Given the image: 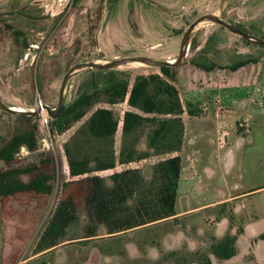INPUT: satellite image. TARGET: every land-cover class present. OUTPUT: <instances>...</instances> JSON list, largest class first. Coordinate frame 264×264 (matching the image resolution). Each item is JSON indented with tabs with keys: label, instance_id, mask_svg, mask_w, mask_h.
<instances>
[{
	"label": "rangeland",
	"instance_id": "rangeland-1",
	"mask_svg": "<svg viewBox=\"0 0 264 264\" xmlns=\"http://www.w3.org/2000/svg\"><path fill=\"white\" fill-rule=\"evenodd\" d=\"M28 1L0 0V12L21 7ZM34 3H40L38 9L44 13H32L30 19L27 14L0 20V96L26 110L34 105L38 95L49 106L56 107L66 71L79 61L96 60L99 51L105 52L103 60L136 55L174 59L184 31L205 13L227 19L228 13L236 11L235 17L244 19L241 26L247 32L264 37V0H34ZM228 20L236 24L237 19ZM16 28L24 32L29 49L16 40ZM191 41L194 47L189 45L185 61L192 56L207 61L200 52L206 43L216 47L215 59L226 64L257 58L264 52V46L248 43L213 22L198 24L190 44ZM167 54L170 55L166 57ZM116 69L127 72L130 81L139 73L160 72L159 67L135 63ZM88 75L86 69L71 78L66 103L78 94ZM98 106L112 108L120 121L112 138L118 157L124 138L121 120L124 111L131 108L126 101L112 105L99 101L90 107L81 120L56 134L53 150L44 152L39 146L34 151L20 150L14 165L43 164L44 170L52 175L53 190L50 194L20 192L0 197V264H196L209 252L213 237L222 238L229 228L237 233L243 230L238 240L240 251L231 257L232 261L241 260L239 255L250 247L258 262L264 264V239L259 238L264 232V122L250 135L238 134L241 140L236 142L234 137L225 146L213 135L212 152L204 153L191 171L185 189L181 183L180 195L189 198L184 206L181 202L176 206L177 211L185 210L183 213L153 225L147 223L144 228L114 233L99 224L97 235L89 237L87 228L94 222L85 206L86 185L82 176H70L64 148L69 145L74 152L80 150L83 154L97 150L99 142H87L88 136L78 131ZM8 113L0 109V144L18 124L15 116ZM151 128L147 124L127 140L136 136V148L150 150ZM170 154H152L98 173L110 182L111 173L139 167L149 182L153 164ZM47 158L51 161L43 162ZM5 167L0 162V169ZM22 177L28 179L27 175ZM147 189L136 188L129 204L135 206ZM68 195L76 204L75 221L67 228L63 242L39 251L42 234L59 201ZM225 197L229 198L218 201Z\"/></svg>",
	"mask_w": 264,
	"mask_h": 264
},
{
	"label": "trees",
	"instance_id": "trees-1",
	"mask_svg": "<svg viewBox=\"0 0 264 264\" xmlns=\"http://www.w3.org/2000/svg\"><path fill=\"white\" fill-rule=\"evenodd\" d=\"M190 45L191 48L194 47L192 41ZM215 48L214 45L206 43L200 49L207 61L198 60L196 56L190 57L187 61L204 70L215 67L234 70L241 64L257 60L256 57H249L229 64L222 63L214 57ZM159 70V73H139L130 81L127 72L116 68L87 69L88 78L78 94L66 103L65 109L57 118L52 119L53 130L57 134L64 132L74 121L81 120L87 110L99 101L109 105L126 101L131 107L124 111L121 120L124 138L118 157L115 156L112 138L118 131L120 121L112 108L107 106L96 107L78 131L88 136L87 142H99L95 152L90 154H83L80 150L74 152L69 145L64 148L70 176L72 178L82 176L81 180L86 185L85 206L94 222L92 227L87 228L89 237L97 235L96 227L99 224L105 225L109 233H114L144 228L142 226L147 223L153 224L176 213L175 203L181 171V156L178 152L181 150L184 136L182 114L186 112L190 116H198L204 111L199 101L182 99L177 86V66L162 65ZM14 116L18 124L0 144V162L7 166L0 169V197L13 196L20 192L50 194L53 190L52 175L44 170L43 164L14 165L23 146L31 151L39 146L37 121ZM147 124L152 126L148 135V147L151 151L137 149L136 136L127 140ZM163 153L171 155L153 164L149 182H146L139 167L111 173L110 182L98 173L113 169L118 164H127L145 159L152 154ZM50 161L51 159L47 158L43 162ZM23 175H27L28 179H24ZM138 187L148 189L143 191L138 203L131 206L129 199ZM76 210V204L70 195L59 201L42 234L43 241L40 243L39 251L65 240L67 228L76 219ZM259 238L264 239V232L259 234ZM236 241L237 233L231 232V228L222 238L213 237L209 252L202 255L203 261H197L196 264H217L230 259L238 251ZM238 264L259 263L252 255H248L246 262Z\"/></svg>",
	"mask_w": 264,
	"mask_h": 264
},
{
	"label": "crops",
	"instance_id": "crops-1",
	"mask_svg": "<svg viewBox=\"0 0 264 264\" xmlns=\"http://www.w3.org/2000/svg\"><path fill=\"white\" fill-rule=\"evenodd\" d=\"M157 44L158 42L153 43L151 47ZM169 55L167 54L166 57ZM263 56L264 52L257 57L256 61L241 64L234 70L221 67L204 70L189 61L183 63L181 69L180 65L177 66V86L182 99L199 101L205 109L204 113L198 116H190L186 112L182 114L184 136L181 150L178 152L181 156V171L175 203L176 213L156 223L175 218L176 215L185 211L176 210L178 202L184 206L189 201L185 195H180L181 183L184 189L188 186L191 171L195 170L204 153L212 148L213 135H216V138L225 146L234 137L236 142L241 140L238 134L250 135L258 124L264 122ZM231 232L236 231L231 228ZM242 232L243 230L240 233L236 232L237 252L240 251L238 240ZM254 253L250 247L245 248L244 254L239 255L241 260L236 258L232 261L230 258L223 261L225 264L243 263L248 259V255H252L258 262ZM222 262L220 264H224Z\"/></svg>",
	"mask_w": 264,
	"mask_h": 264
},
{
	"label": "water",
	"instance_id": "water-1",
	"mask_svg": "<svg viewBox=\"0 0 264 264\" xmlns=\"http://www.w3.org/2000/svg\"><path fill=\"white\" fill-rule=\"evenodd\" d=\"M233 13H229L227 15V19L220 17L216 13H205L197 17L193 22L189 24L187 29L184 31L181 41H180V48L178 51L177 56L171 60V59H163L158 58L154 56L149 55H136V56H124L120 58H114L109 60H103V57L105 56L104 51H99L98 58L96 60H84L79 61L72 67H70L66 73L63 76L60 88H59V94H58V104L56 107L51 108L47 107L46 110L48 111L49 115L52 118H57L65 109L66 107V101H65V93L66 89L69 85V82L71 78L76 75L78 72L90 68H96V69H114L121 65L135 63L140 65H146L150 67H160L162 65H173V66H179L183 64L186 60L187 56V50L190 45V38L194 31V29L197 27L198 24L203 22H213V23H219L235 33L236 35H239L240 37L254 43L257 45L264 46V37L256 36L252 33L246 32L242 29H240L237 25L230 22L228 20L229 17H231ZM0 109L7 111L11 114L17 115V116H23L28 117L31 119H37L39 117V111L35 110L32 111L30 109L26 110L20 107H17L15 105H12L5 99H3L0 96Z\"/></svg>",
	"mask_w": 264,
	"mask_h": 264
},
{
	"label": "built area",
	"instance_id": "built-area-1",
	"mask_svg": "<svg viewBox=\"0 0 264 264\" xmlns=\"http://www.w3.org/2000/svg\"><path fill=\"white\" fill-rule=\"evenodd\" d=\"M49 106L39 95L36 96L34 105L29 108L32 111H39V117L35 119L38 124L39 129V149L42 151H50L54 149V137L56 134L54 133L52 126V117L49 115L46 110ZM54 108V107H51ZM203 111L205 107H202ZM28 150L26 147H22L21 151Z\"/></svg>",
	"mask_w": 264,
	"mask_h": 264
},
{
	"label": "flooded vegetation",
	"instance_id": "flooded-vegetation-1",
	"mask_svg": "<svg viewBox=\"0 0 264 264\" xmlns=\"http://www.w3.org/2000/svg\"><path fill=\"white\" fill-rule=\"evenodd\" d=\"M33 3H34V0H30L25 5H22L21 7H17L15 9L9 10V11L0 12V20L7 21V20H9L7 17H10V16H25L27 14L29 16L28 18L30 19V18H32L30 16V14H32V13H44V10L38 9L41 6L40 3H34V4H38V6H34ZM230 13H233V14L229 18H231L232 20L237 19L235 25H237L240 29L245 30L241 26V23H242L241 21H243L244 19H242V18L240 19V18L235 17L236 11H232ZM6 25L11 27V25L9 23H6ZM15 31H18V32L16 33ZM14 35H15L16 40H18V42L22 46L25 45V46H23L24 49L25 48H28V49L30 48V45H29L28 41L24 37V32L22 31V29H19V28L14 29ZM34 46H38V45H34Z\"/></svg>",
	"mask_w": 264,
	"mask_h": 264
},
{
	"label": "bare ground",
	"instance_id": "bare-ground-1",
	"mask_svg": "<svg viewBox=\"0 0 264 264\" xmlns=\"http://www.w3.org/2000/svg\"><path fill=\"white\" fill-rule=\"evenodd\" d=\"M171 60H173V59H171ZM21 108V107H20Z\"/></svg>",
	"mask_w": 264,
	"mask_h": 264
}]
</instances>
